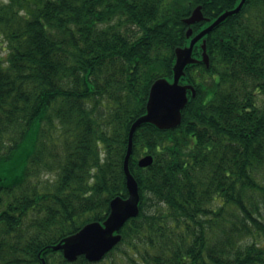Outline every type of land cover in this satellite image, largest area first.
Returning a JSON list of instances; mask_svg holds the SVG:
<instances>
[{"label": "trees", "instance_id": "trees-1", "mask_svg": "<svg viewBox=\"0 0 264 264\" xmlns=\"http://www.w3.org/2000/svg\"><path fill=\"white\" fill-rule=\"evenodd\" d=\"M238 0H0V264H264V0H245L187 64L181 122L135 130L139 212L95 262L49 245L128 195L123 160L175 49ZM201 46L192 55L200 57ZM153 161L141 167L138 158ZM53 176L41 184L40 174Z\"/></svg>", "mask_w": 264, "mask_h": 264}, {"label": "water", "instance_id": "water-1", "mask_svg": "<svg viewBox=\"0 0 264 264\" xmlns=\"http://www.w3.org/2000/svg\"><path fill=\"white\" fill-rule=\"evenodd\" d=\"M244 2L245 0H240L234 8L223 11L194 35L193 29L188 27L186 37L189 38V44L175 49L176 57L172 67V81L160 77L152 83L148 93L145 113L138 116L129 128L127 148L123 160V171L128 191L127 197L115 196L112 198L110 200L109 215L102 222L98 220L89 221L76 232L67 235L53 245H49L54 250L61 249L63 257L67 261L72 262L79 255H84L88 261H98L121 240V234L118 230L130 217L136 216L139 212L138 184L128 165L135 130L146 122L159 128L175 127L181 122V109L188 99L187 90L191 91L192 96L195 95V88L192 84L179 82L180 77L185 74V66L198 61L204 62L206 66L208 65L209 58L206 53L204 36L226 17L237 13ZM202 20L209 21V18L203 16L201 5H196L190 15L184 18L187 25ZM199 40H201L200 46L202 49L201 59L192 56L193 47ZM152 161V155L146 154L141 156L137 162L139 166L145 167L150 165ZM38 256L41 264H46L45 258L40 253Z\"/></svg>", "mask_w": 264, "mask_h": 264}, {"label": "rangeland", "instance_id": "rangeland-1", "mask_svg": "<svg viewBox=\"0 0 264 264\" xmlns=\"http://www.w3.org/2000/svg\"><path fill=\"white\" fill-rule=\"evenodd\" d=\"M6 53H7V49L5 47V42H2L0 38V59H5ZM52 177L53 176L47 173H43L39 175V178L35 177L34 180L38 182L39 184H41L40 181L44 182L46 180H51L53 179Z\"/></svg>", "mask_w": 264, "mask_h": 264}]
</instances>
